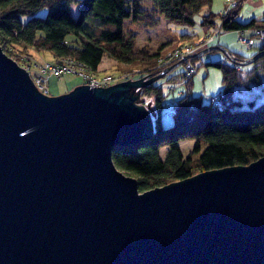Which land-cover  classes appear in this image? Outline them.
Returning a JSON list of instances; mask_svg holds the SVG:
<instances>
[{
  "label": "water",
  "instance_id": "95a60500",
  "mask_svg": "<svg viewBox=\"0 0 264 264\" xmlns=\"http://www.w3.org/2000/svg\"><path fill=\"white\" fill-rule=\"evenodd\" d=\"M174 65L50 96L0 47V264H264V156L143 192L112 161L153 133L130 88Z\"/></svg>",
  "mask_w": 264,
  "mask_h": 264
},
{
  "label": "trees",
  "instance_id": "16d2710c",
  "mask_svg": "<svg viewBox=\"0 0 264 264\" xmlns=\"http://www.w3.org/2000/svg\"><path fill=\"white\" fill-rule=\"evenodd\" d=\"M152 1L153 14L186 23H193L194 14L211 2ZM242 1L238 0L220 15L222 29L264 26V17H251L245 22L237 18ZM71 3L78 5L75 15L71 12ZM44 5L47 12L38 15V9ZM142 15L139 0H0V44L12 58L31 48L38 53L48 51L54 58H72L90 71L97 70L103 55L117 63L149 65L159 51L150 53L137 48L135 36L126 27V20L138 21ZM212 16L209 11L200 22L215 23ZM209 63L222 71L220 105L205 102L200 95L185 93L174 102L170 125L161 127L156 123L152 136L145 142L112 149L114 165L136 179L139 192L207 170L245 166L264 156V101L254 104V100H248L242 106L241 100L234 97L235 87L264 79V53L247 70L235 64ZM138 89L140 95L153 96L159 114L164 96L157 83ZM155 121L159 122L158 116ZM185 139L193 140L191 153H197L195 158L183 157L179 142ZM164 145L167 149L162 159L158 149Z\"/></svg>",
  "mask_w": 264,
  "mask_h": 264
},
{
  "label": "rangeland",
  "instance_id": "374dc122",
  "mask_svg": "<svg viewBox=\"0 0 264 264\" xmlns=\"http://www.w3.org/2000/svg\"><path fill=\"white\" fill-rule=\"evenodd\" d=\"M139 1L141 2V8L144 15H142L138 21L126 20V27L130 33L135 36L137 48L145 49L150 53L159 51L153 63L149 65L139 64L134 66L117 63L114 59L103 55L97 66V70L92 73L98 78H101V76L107 73L118 75L122 72L129 75V77L121 78L118 81L112 80L107 84L109 85L127 80L128 78V80L146 79L163 72L164 68L167 66L175 64L167 73L153 81L161 88V92L164 96L161 104L162 109L159 114L157 113L152 95H140L137 89L141 87L130 88V90L133 88L135 94L138 92V96L134 99V103L144 105V107L150 112L151 119L153 120L152 131L154 130L156 123H159L161 127H166L171 124L174 105L173 108H171L173 112L169 113L165 106V102L170 101L174 103L178 97L185 93L200 95L205 102L221 104L218 92L221 88L222 71L220 67L209 63L210 61H217L230 65L235 64L240 66L242 70H247L259 56L249 63L244 62L245 57L254 55L260 50L259 47L264 46V37H261L262 31H264V26L256 24L250 27L233 30H224L221 28L220 15L225 14L230 8L235 6L238 0H211L210 5L202 6L194 14L193 23L168 20L163 15H155L150 10L153 6L152 0ZM77 6L76 3L70 4V9L73 15L77 12ZM209 11L213 13L212 17L215 23L204 24L200 22L202 16L206 13L208 14ZM46 12L47 6L44 5L38 9L37 14L44 15ZM251 17H264V0H243L241 2L237 18L240 21L245 22ZM243 37H246V39L244 40ZM248 38L252 39V43L248 41ZM208 46L217 47L201 52L202 49L207 48ZM0 47L2 48L3 46L0 44ZM189 47L195 51L188 55L187 50ZM219 47L223 48V50ZM176 50L179 52H187L183 53L184 56L182 57L185 58L177 55L178 57H173L169 60V57L167 56H169L170 53H174ZM3 52L6 53L4 50ZM10 53L14 54L15 52L10 51ZM227 53H230L231 59L229 57L223 59L224 55ZM16 54L17 57L13 56V58H11L28 72L36 88L46 95H59L61 93L69 92V90H72L76 85L86 84L84 83L85 80L75 73H63L59 77L48 74L43 76L45 77L44 82L43 80L39 82L37 80L38 77H35L37 74L35 72V70H37L36 65L45 61L56 63L60 58H54L48 51L38 53L31 48H28V51L18 52ZM22 60H24V62L27 61V63H22ZM163 60H168V64L157 67ZM187 63L192 66L193 64L195 65V72L193 74L189 75L186 73L187 70L185 71V68ZM114 67H117L118 70ZM188 78L190 79L187 81ZM39 85H43V87ZM235 88L234 97L241 100L242 106H245L248 100H254V104H259L264 101V79L258 83L249 82L246 86L240 85L238 88ZM149 100V105H147ZM157 116L159 117V122L155 121ZM179 145L183 157L188 155H192L193 158L196 157L195 155H197V153H191V147L193 145L192 139L181 140ZM166 149V145L160 146L158 149L159 156L162 159L165 157ZM119 171L124 175H127L123 171Z\"/></svg>",
  "mask_w": 264,
  "mask_h": 264
},
{
  "label": "built area",
  "instance_id": "2783aa9c",
  "mask_svg": "<svg viewBox=\"0 0 264 264\" xmlns=\"http://www.w3.org/2000/svg\"><path fill=\"white\" fill-rule=\"evenodd\" d=\"M263 34H264V31H262V36H261L262 38L264 37ZM243 38H244V40L246 39V37H243ZM248 41L250 43H252V39L248 38ZM194 51L195 50H193L192 48L189 47L187 50L188 53L187 52H179L176 50L174 53H170L169 56H167V57H169L168 59L171 60L173 57H178L177 55H179V57H182V56H184L183 53H187L189 55V54L193 53ZM226 57H229L231 59L230 53L225 54L223 59H225ZM182 58H185V57H182ZM167 62H168V60L167 61L163 60L158 64L157 67H161L164 64H168ZM36 66H37L38 71H36L37 74L35 75V77H38L37 80L39 82L41 80H43V82H44L45 77H43V76L48 75V74H52V75L59 77L63 73H75V74L80 75L83 78V80H85L84 83L88 84V86L91 87L94 85L105 86L112 80L118 81L121 78L129 77V75L127 73L124 74L121 72L118 75H115L112 73H107V74L101 76V78L100 77L98 78L96 75H94L92 73L93 71H90L82 63L75 61L74 59L68 58V57L60 58L57 60L56 63L45 61L43 63H38ZM194 69H195L194 64L192 66L191 64L187 63L186 68H185V71L187 70L186 71L187 74H189V75L193 74L195 72ZM134 74H136V73H134ZM39 86L43 87V85H39ZM173 105H174V103H172L170 101L165 102V106L168 109L169 113L173 112V110L171 109V108H173Z\"/></svg>",
  "mask_w": 264,
  "mask_h": 264
},
{
  "label": "bare ground",
  "instance_id": "6f19581e",
  "mask_svg": "<svg viewBox=\"0 0 264 264\" xmlns=\"http://www.w3.org/2000/svg\"><path fill=\"white\" fill-rule=\"evenodd\" d=\"M144 106V105H143ZM153 125V124H152Z\"/></svg>",
  "mask_w": 264,
  "mask_h": 264
}]
</instances>
